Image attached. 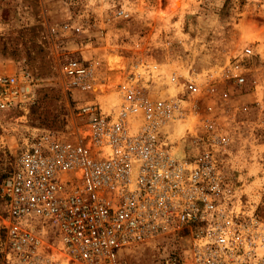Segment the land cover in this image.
Segmentation results:
<instances>
[{
    "label": "built area",
    "instance_id": "obj_1",
    "mask_svg": "<svg viewBox=\"0 0 264 264\" xmlns=\"http://www.w3.org/2000/svg\"><path fill=\"white\" fill-rule=\"evenodd\" d=\"M109 8L132 14L120 1ZM59 27L89 25L69 15ZM140 43L130 39V54L110 46L60 63L66 90L86 96L73 97L62 128L29 132L2 181L7 264H126L145 244L160 247L156 264H264V201L228 180L245 171L234 159L251 157L264 128L247 121L235 149L234 85L246 80L252 48L205 67L159 60ZM106 52L123 65L104 93L95 86L106 81ZM1 62L0 110L28 108L36 76Z\"/></svg>",
    "mask_w": 264,
    "mask_h": 264
},
{
    "label": "rangeland",
    "instance_id": "obj_2",
    "mask_svg": "<svg viewBox=\"0 0 264 264\" xmlns=\"http://www.w3.org/2000/svg\"><path fill=\"white\" fill-rule=\"evenodd\" d=\"M119 1L132 10L128 18L114 17L109 8ZM179 1L176 6L174 0H0V68L2 60L9 61L7 67L20 62L37 78L35 101L28 108L0 110V264H7L1 184L15 165L21 142L34 127L62 128L71 121L73 97L86 96L66 90L60 72L66 56L81 53L96 59L110 46L130 54L127 44L134 37L159 60L207 67L234 61L249 46L252 54L243 58L246 80L234 85L230 110L235 112L230 121H242L235 129L241 136L235 149L247 134V121L264 120V0ZM69 15L89 27L61 29ZM106 72V81L108 76L113 83L121 77L120 69L118 74ZM260 134L250 158L234 159L245 171L228 175V180L234 178L231 182L241 185L250 200L260 196L264 201V128ZM158 248L136 247L125 256L126 264H156L162 254Z\"/></svg>",
    "mask_w": 264,
    "mask_h": 264
},
{
    "label": "bare ground",
    "instance_id": "obj_3",
    "mask_svg": "<svg viewBox=\"0 0 264 264\" xmlns=\"http://www.w3.org/2000/svg\"><path fill=\"white\" fill-rule=\"evenodd\" d=\"M174 4L176 6H178L180 4L179 0H174ZM106 60H107V64L109 65V67L107 68L108 71H116L117 74L119 73L118 70L120 68H122V63H123V58L118 56L115 52H106ZM115 62V64H114ZM112 74V73H111ZM109 74V75H111ZM112 79L110 76L107 77V81L106 82H98V84L95 87H99L101 90H107L108 87H110V85H112ZM177 153H181V149L180 147L177 148Z\"/></svg>",
    "mask_w": 264,
    "mask_h": 264
}]
</instances>
